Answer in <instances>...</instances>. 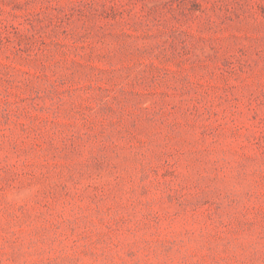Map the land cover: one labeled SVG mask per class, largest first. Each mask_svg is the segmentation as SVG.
Here are the masks:
<instances>
[{
  "label": "rangeland",
  "instance_id": "obj_1",
  "mask_svg": "<svg viewBox=\"0 0 264 264\" xmlns=\"http://www.w3.org/2000/svg\"><path fill=\"white\" fill-rule=\"evenodd\" d=\"M0 264H264V0H0Z\"/></svg>",
  "mask_w": 264,
  "mask_h": 264
}]
</instances>
